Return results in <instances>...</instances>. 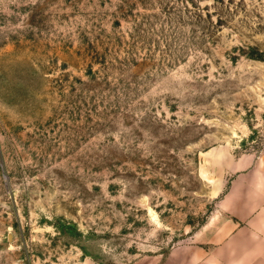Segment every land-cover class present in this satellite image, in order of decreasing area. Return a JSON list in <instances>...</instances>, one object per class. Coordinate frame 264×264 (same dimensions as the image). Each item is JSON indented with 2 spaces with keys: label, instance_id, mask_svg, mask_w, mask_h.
Instances as JSON below:
<instances>
[{
  "label": "rangeland",
  "instance_id": "1",
  "mask_svg": "<svg viewBox=\"0 0 264 264\" xmlns=\"http://www.w3.org/2000/svg\"><path fill=\"white\" fill-rule=\"evenodd\" d=\"M249 160L264 0H0V264L167 258Z\"/></svg>",
  "mask_w": 264,
  "mask_h": 264
},
{
  "label": "crops",
  "instance_id": "2",
  "mask_svg": "<svg viewBox=\"0 0 264 264\" xmlns=\"http://www.w3.org/2000/svg\"><path fill=\"white\" fill-rule=\"evenodd\" d=\"M233 172L192 243L148 264H264V165L240 162Z\"/></svg>",
  "mask_w": 264,
  "mask_h": 264
}]
</instances>
